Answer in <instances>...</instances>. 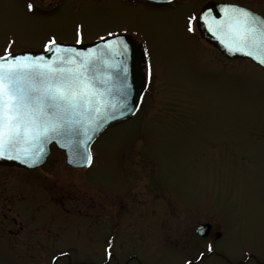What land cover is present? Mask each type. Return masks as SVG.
Listing matches in <instances>:
<instances>
[{
  "label": "rangeland",
  "instance_id": "rangeland-1",
  "mask_svg": "<svg viewBox=\"0 0 264 264\" xmlns=\"http://www.w3.org/2000/svg\"><path fill=\"white\" fill-rule=\"evenodd\" d=\"M210 1L264 16V0H0V56L76 44L82 26L80 43L144 41L154 73L89 168L55 145L40 168L0 164V264H264V68L188 31Z\"/></svg>",
  "mask_w": 264,
  "mask_h": 264
},
{
  "label": "snow or ice",
  "instance_id": "snow-or-ice-1",
  "mask_svg": "<svg viewBox=\"0 0 264 264\" xmlns=\"http://www.w3.org/2000/svg\"><path fill=\"white\" fill-rule=\"evenodd\" d=\"M153 2L170 4L172 0ZM28 10H33L31 3ZM223 12L222 23L231 37V50L245 52L264 65V17L240 6L226 7ZM196 19V16L188 18V31L194 30L192 25ZM81 28L77 29V43L82 39ZM116 46L126 54V42L117 38ZM108 47L112 50L111 42ZM53 49L57 56L51 60L44 56L16 55L8 49L0 56V158L35 165L44 152V143L80 128L95 133L105 121L115 119L112 113L117 105L108 99L112 95L111 77L98 79L95 68L98 58L91 52L77 53L74 48H66L55 37L46 45L47 51ZM65 52L69 53L67 57L60 55ZM123 71L126 73V66ZM153 75L149 64L148 76ZM126 87L122 84L119 89L123 97L119 107L135 112L136 108L128 105ZM91 138L89 135L88 140ZM84 153L82 159L91 165V154L86 148ZM213 250L209 244L207 251ZM112 255L109 251L108 256ZM186 264H196V261L189 260Z\"/></svg>",
  "mask_w": 264,
  "mask_h": 264
},
{
  "label": "water",
  "instance_id": "water-1",
  "mask_svg": "<svg viewBox=\"0 0 264 264\" xmlns=\"http://www.w3.org/2000/svg\"><path fill=\"white\" fill-rule=\"evenodd\" d=\"M146 1L153 2V0ZM230 6L240 5L212 2L201 11L198 17V26L201 30L202 37L218 48L227 58H248L264 68V65L260 64L254 57L246 55L245 52L231 50V37L222 23L225 21L223 9ZM117 38L128 44L126 54H122L123 50L116 46ZM109 42L112 43V50H109ZM58 44L66 48H74L77 53L82 52L87 54L91 52L98 58V61L95 64L98 79H107L108 76L111 77L110 87L112 89V95L108 97V99H110L113 104L117 105L116 110L112 113L115 116V119L105 121L103 126L95 133L90 130L86 132L85 129L80 128L75 131H68L63 136L44 143V152L40 161L35 165L30 166L22 161L7 158H0V164L16 165L26 169L41 167L46 163L51 152V146L55 143L59 149L65 152L66 161L70 166L75 168L89 167L90 165L86 164L82 159V156L85 154L84 149L86 148L87 152L91 154L93 161L92 146L103 132L109 126L134 116L139 110L146 89V80L143 71L144 66L142 63L147 61V54L142 43H138L130 35L117 34L115 36H109L97 40L90 44ZM16 55H31L34 57L44 56L46 59L51 60L56 58L57 53L55 49H53L51 52L45 50L41 52H22L17 53ZM60 55L67 57L69 53L65 52ZM110 65L112 67H109ZM125 66L127 68L126 73L123 71ZM122 84H126L127 86L128 105L129 107H135V112H128L126 109H120L119 107L123 100V97L119 93ZM121 111H124L125 114L121 115ZM89 135L92 137L91 140H88ZM211 228V224H202L197 227L196 232L201 236H208Z\"/></svg>",
  "mask_w": 264,
  "mask_h": 264
},
{
  "label": "flooded vegetation",
  "instance_id": "flooded-vegetation-1",
  "mask_svg": "<svg viewBox=\"0 0 264 264\" xmlns=\"http://www.w3.org/2000/svg\"><path fill=\"white\" fill-rule=\"evenodd\" d=\"M182 1H190V0H176V1H174L173 3H170V4H167V5H163V6H154L155 8H158V7H163V8H165V7H167V6H176L177 4H185V3H187V2H182ZM219 234V233H218ZM218 234H217V236H218Z\"/></svg>",
  "mask_w": 264,
  "mask_h": 264
},
{
  "label": "bare ground",
  "instance_id": "bare-ground-1",
  "mask_svg": "<svg viewBox=\"0 0 264 264\" xmlns=\"http://www.w3.org/2000/svg\"><path fill=\"white\" fill-rule=\"evenodd\" d=\"M176 1V0H175ZM139 113V112H138Z\"/></svg>",
  "mask_w": 264,
  "mask_h": 264
}]
</instances>
